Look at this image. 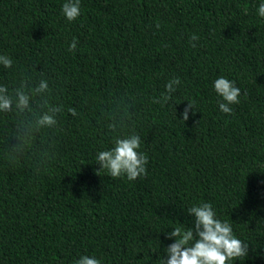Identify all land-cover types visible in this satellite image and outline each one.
Instances as JSON below:
<instances>
[{
    "label": "trees",
    "instance_id": "trees-1",
    "mask_svg": "<svg viewBox=\"0 0 264 264\" xmlns=\"http://www.w3.org/2000/svg\"><path fill=\"white\" fill-rule=\"evenodd\" d=\"M65 2L0 0V55L13 60L0 86L49 85L28 93L31 111L0 112V264H158L167 233L205 202L249 244L228 264H264V0H80L73 21ZM221 76L241 92L231 114ZM45 101L63 106L54 127L36 126ZM110 125L140 136L146 176L98 172Z\"/></svg>",
    "mask_w": 264,
    "mask_h": 264
},
{
    "label": "clouds",
    "instance_id": "clouds-1",
    "mask_svg": "<svg viewBox=\"0 0 264 264\" xmlns=\"http://www.w3.org/2000/svg\"><path fill=\"white\" fill-rule=\"evenodd\" d=\"M62 15L68 20L73 21L80 15V0H66L61 7ZM258 14L264 17V2L259 4ZM160 27L159 23L156 28ZM198 36L190 37L191 46L195 48V41ZM77 39L73 37L68 46V50L73 52L77 48ZM13 64L11 57L0 55V66L10 68ZM181 81L177 78L169 79L165 85V92L152 102L167 104L172 99V94L176 92L177 86ZM26 84L21 82V86L9 93V87L0 86V112L15 109L23 113L30 109V95H40L49 92L48 81L41 79L39 84L25 91ZM215 93L222 98L223 102H218L219 109L225 114H231V105L239 104L241 95L240 89L235 86L233 81L221 76L213 84ZM14 96V98H13ZM45 111L36 120L37 127H54L57 124L56 114L63 110L62 105L51 106L45 101ZM194 102L187 103L182 115L183 123L189 119V111L193 113ZM67 112L72 116H77L75 108H67ZM113 135V147L109 150H102L96 154V164L99 171L106 170L112 178L125 176L128 181H135L138 177L146 176V164L148 157L139 151L141 145L140 136L134 132L127 135H116V129L109 126ZM97 172V173H98ZM187 216L192 218V226L186 227L178 223L166 238L173 240L167 246L165 255L167 259H158V264H228L233 260H241L247 257L249 244L237 238L233 233L232 224L227 220L217 218V213L211 203L194 204L187 208ZM74 264H101V261L94 256L83 255Z\"/></svg>",
    "mask_w": 264,
    "mask_h": 264
}]
</instances>
